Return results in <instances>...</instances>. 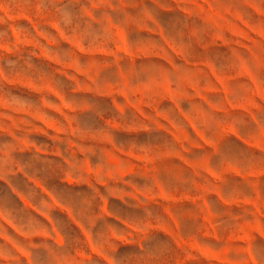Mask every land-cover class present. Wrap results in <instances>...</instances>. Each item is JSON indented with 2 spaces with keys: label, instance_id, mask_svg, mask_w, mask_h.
<instances>
[{
  "label": "rangeland",
  "instance_id": "1",
  "mask_svg": "<svg viewBox=\"0 0 264 264\" xmlns=\"http://www.w3.org/2000/svg\"><path fill=\"white\" fill-rule=\"evenodd\" d=\"M0 264H264V0H0Z\"/></svg>",
  "mask_w": 264,
  "mask_h": 264
}]
</instances>
